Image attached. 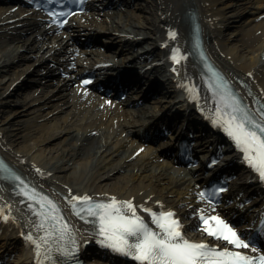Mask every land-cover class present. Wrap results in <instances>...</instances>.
I'll use <instances>...</instances> for the list:
<instances>
[{
	"label": "bare ground",
	"instance_id": "1",
	"mask_svg": "<svg viewBox=\"0 0 264 264\" xmlns=\"http://www.w3.org/2000/svg\"><path fill=\"white\" fill-rule=\"evenodd\" d=\"M108 1L93 0V10L75 15L71 27L57 31L41 12L0 0V150L27 185L23 194L0 178V260L5 264H64L68 255L58 248L79 251L92 264H112L103 261L111 255L91 250L103 239L99 225L77 209L87 205L74 196H89L93 202L106 203L111 197L131 201L146 222L151 217L142 207L157 213L171 210L180 218L187 239L212 241L200 227L199 217L220 213L199 197L204 179L173 168L157 150H148L131 135L166 110L173 111L174 127L183 130L189 123L187 132H195L203 142L211 143L213 131L221 130L220 147L224 155L236 158L239 178L230 195L233 210L226 214L247 216L264 209V201L249 213L239 208L253 191H259L260 178L249 175L242 152L216 123L218 110L223 115L231 108L211 92L191 45L193 16H198L211 57L250 107L242 112L255 114L263 123L264 106L256 100L264 103V0L262 8L254 6V10L247 4L255 0H137L136 7L130 6L132 0H112L121 2L125 10L106 11ZM141 1L148 3L146 10L138 5ZM78 27L114 43L124 54L121 66L143 69L140 75L152 81V91H164L170 103L156 100L136 110L102 100L82 87V72L115 60L97 47L80 48L75 43ZM28 80H39L41 85L37 82L27 91L23 83ZM18 87L24 96L7 113L4 107ZM234 99L236 105L242 102ZM25 118L30 120L23 122ZM248 127L256 130L253 124ZM46 201H52L57 208L54 215L67 222L75 244L68 235L58 239L57 232L48 244L40 240L54 223L38 215L50 212ZM41 223L43 228L38 227ZM28 235L41 243L40 256Z\"/></svg>",
	"mask_w": 264,
	"mask_h": 264
},
{
	"label": "snow or ice",
	"instance_id": "2",
	"mask_svg": "<svg viewBox=\"0 0 264 264\" xmlns=\"http://www.w3.org/2000/svg\"><path fill=\"white\" fill-rule=\"evenodd\" d=\"M172 35L175 37V33ZM228 107L231 111L224 112L223 115L218 110L216 123L223 127L239 150L244 153V160L248 166L264 180V125L251 120L246 112L238 116L237 113L243 110L236 106L235 101ZM249 124H253L256 130L248 127ZM200 197L207 199L203 192L200 193ZM72 199L87 205V208L82 210L95 218L93 223L99 225L98 235L103 238L101 243L104 246L132 257L138 264H264V255L254 257L235 250L249 248V244L245 242L246 237L242 239V233H238L234 226L217 215L210 217L201 215L203 231L217 240L226 241L233 246L232 250L190 241L182 233L180 221L175 218V213L169 210L161 209L157 213L140 206L151 217L149 222H145L137 214L138 206L131 201H119L111 197L106 203L93 202L89 196H74ZM46 204L50 206V212L38 215L44 217L45 221L50 218L54 223L51 230L46 231L40 240L43 244H48L54 232L58 233V239L62 240L65 235L71 238L67 222H64L62 217L54 215L57 211L56 206L52 201H46ZM77 215L80 213L77 212ZM149 223L154 224L158 230L154 231L149 227ZM38 227L43 228L44 224L41 223ZM27 239L35 245L37 255L40 256L41 243L33 240L31 235H28ZM71 243L75 244L74 238H71ZM57 251L65 256L72 255L71 251L63 248H58ZM251 251L256 252L257 249L253 247ZM48 258L51 259L50 256ZM39 264H43V261Z\"/></svg>",
	"mask_w": 264,
	"mask_h": 264
},
{
	"label": "rangeland",
	"instance_id": "3",
	"mask_svg": "<svg viewBox=\"0 0 264 264\" xmlns=\"http://www.w3.org/2000/svg\"><path fill=\"white\" fill-rule=\"evenodd\" d=\"M261 2H263V0H255L254 2H251V3H248L247 4V7L249 8V9H255V8H262L261 6ZM254 6H257V7H255L254 8ZM149 42H150V40H149ZM24 92H22V93H17L15 96H13L12 98H11V101H10V104L9 105H7V106H5L4 107V110L8 113L9 111H11L13 108H16L17 107V104H15V102H16V100L17 101H19L20 99H22V97L24 96V95H22ZM30 120V118H25L24 119V121L23 122H28ZM7 133H10V130L8 129V132Z\"/></svg>",
	"mask_w": 264,
	"mask_h": 264
}]
</instances>
